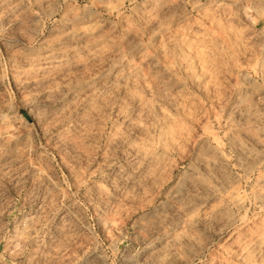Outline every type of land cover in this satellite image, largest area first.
Instances as JSON below:
<instances>
[{"label": "rangeland", "instance_id": "rangeland-1", "mask_svg": "<svg viewBox=\"0 0 264 264\" xmlns=\"http://www.w3.org/2000/svg\"><path fill=\"white\" fill-rule=\"evenodd\" d=\"M0 264H264V0H0Z\"/></svg>", "mask_w": 264, "mask_h": 264}]
</instances>
